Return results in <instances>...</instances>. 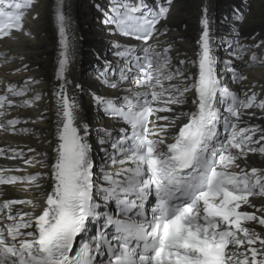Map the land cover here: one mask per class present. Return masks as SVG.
Returning <instances> with one entry per match:
<instances>
[{
  "label": "snow or ice",
  "instance_id": "6c2138e0",
  "mask_svg": "<svg viewBox=\"0 0 264 264\" xmlns=\"http://www.w3.org/2000/svg\"><path fill=\"white\" fill-rule=\"evenodd\" d=\"M171 5L172 0L166 5L156 0L155 6L145 0H113L112 15L106 14L105 24L114 25L143 47L120 49L116 45L120 64L101 73L103 82L114 89L129 85L119 106L102 97L94 99L107 116L122 119L131 133L125 131L111 143L112 153L106 152V162L114 165L122 157L119 163L128 166L115 174L102 170L97 181L86 139L89 125L83 124L81 134L78 105L66 91L68 19L63 0L57 3L55 20L63 47L57 79L65 83L54 93L58 120L55 159L47 174L50 191L37 192L43 200L35 214H13L12 206L18 203L32 204L35 209L32 201L4 200L0 207V216L6 210V220H0V264H97L98 260L100 264H264V235L248 226L254 222L264 228V207L255 212L242 210L243 206L256 207L250 197H264V170L231 171L234 166L239 168L238 161L248 153L264 154V128L240 126L242 117L250 114L246 110L257 106L256 94L245 92L241 99L221 86L207 8L203 9L198 41V77L191 85L173 82L188 77L170 69L171 45H160L166 30L162 32L158 25L167 19ZM34 7L33 0H0V39L24 32V17ZM243 18V14L237 17ZM252 47H264V41ZM245 50L237 44V55ZM251 60L255 62L257 57L253 55ZM108 72L112 80L117 73L119 79L112 82ZM233 77L247 79L235 70ZM27 91L26 86L9 84L0 94V117L16 106L12 97ZM189 91L195 93L197 110L180 114L187 116L186 122L176 125L180 116L160 115L175 112L173 105H182ZM218 104L226 105L227 113L222 141L217 139ZM258 106L264 109V101ZM18 123L16 119L0 122V130L10 127L15 131ZM176 127L178 131L169 139L170 130ZM37 163L49 166L43 160ZM42 175L5 177L0 171V185L27 180L42 189ZM153 194L156 204L149 214L146 201ZM113 201L114 213L108 211ZM90 226L96 228L95 235L89 234ZM112 228L115 231L109 233Z\"/></svg>",
  "mask_w": 264,
  "mask_h": 264
},
{
  "label": "bare ground",
  "instance_id": "6f19581e",
  "mask_svg": "<svg viewBox=\"0 0 264 264\" xmlns=\"http://www.w3.org/2000/svg\"><path fill=\"white\" fill-rule=\"evenodd\" d=\"M59 0H34V10L28 12L24 20V32L21 37L14 34V38L0 42V83L6 87L9 84L21 87L29 86L31 89L27 99L30 105L26 108L11 111L10 119H19L21 124L18 128L26 129V135H9L6 131H0V148L9 151H21L26 158H30V164H24L23 157L15 158L11 162L0 161V171L4 175L16 173L21 170L23 174L41 173L39 183L42 189L34 188L23 190L20 186H12L1 192L3 200L32 201L37 205L34 209L32 204L25 203L16 208L17 212L37 213L40 211L42 196L37 192L50 191L51 183L49 176L50 164L54 162L57 134V98L54 93L59 91V84L65 83L57 79L59 60L63 47L61 36L56 24L55 13ZM167 2V0H163ZM98 3V4H97ZM102 4V0H63V11L68 19L66 32L69 42L66 68V91L69 97L76 102L79 111L78 126L84 123L89 125V135L86 138L97 148L95 155L100 157V151L106 150V145L98 147L101 140H105L107 133L117 125L111 121H105L102 117L92 113L87 92L95 88L93 79L83 72L86 67L97 65L102 59L104 51L109 50V35L104 27L99 26L96 18L99 11L94 7ZM207 8V19L211 27V35L214 41L213 49H217L218 43L225 41L231 45L245 46V51L240 53L239 59L232 61L233 69L247 79L239 81L236 85L240 92H254L256 98L264 101V64L259 61L264 56V47H252L264 41V0H172L167 20L160 25L166 34L160 38L161 47H168L170 69L172 67L183 73L191 75L187 83H192L193 78L198 77V53L200 46L198 41L201 36V19L203 9ZM234 11L243 14V20L237 19ZM240 14V15H241ZM33 17H37L33 19ZM27 33V34H26ZM155 44V41H152ZM234 43V44H233ZM107 54V53H106ZM255 55L257 60L252 63L251 57ZM184 61V63H181ZM20 69V71H16ZM88 71V69H86ZM177 83V81H174ZM77 85H80L78 88ZM122 87L105 91L107 95L116 97L123 94ZM251 90V91H249ZM193 91L185 94L182 105H173L175 112L162 114L170 118L180 116L181 113L191 112L192 105L190 96ZM39 95V99L35 97ZM242 117L240 126L248 125L264 128V109L249 110ZM186 116H180L174 122L180 125L186 122ZM178 127L170 130V136L175 134ZM91 132L95 133L91 135ZM260 133H257L259 138ZM32 149V151H29ZM108 152V151H107ZM47 154V155H44ZM102 156V155H101ZM43 160L48 167H43L37 161ZM239 169L250 170L257 168L264 170V156L248 153L246 159L238 161ZM32 165V167H30ZM103 165V164H102ZM234 168H236L234 166ZM101 169L104 168L101 166ZM251 211L264 207V198H250ZM249 207V206H243ZM257 215L261 213L257 212ZM257 232L264 235V228L255 227Z\"/></svg>",
  "mask_w": 264,
  "mask_h": 264
}]
</instances>
